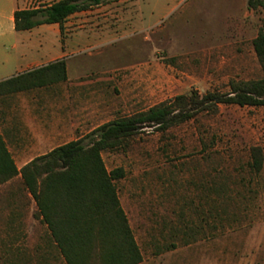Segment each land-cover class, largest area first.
Here are the masks:
<instances>
[{"label":"rangeland","instance_id":"1","mask_svg":"<svg viewBox=\"0 0 264 264\" xmlns=\"http://www.w3.org/2000/svg\"><path fill=\"white\" fill-rule=\"evenodd\" d=\"M112 1L81 19L106 17L117 5ZM148 1L130 0L122 5L125 14L116 12L125 21L108 16L96 36L82 38L86 46L71 62L80 64V73L71 74L80 84L69 93L70 107L84 113L78 138L177 95L227 92L232 80L263 77L253 47L264 29L263 7L249 9L247 0H205L198 7V0H185L175 15L143 30ZM253 146H264V107L220 105L216 114L165 132L145 129L103 154L109 171H125L119 193L143 264H264V168L251 171ZM8 201L0 190V222ZM41 222L25 234L50 237Z\"/></svg>","mask_w":264,"mask_h":264},{"label":"trees","instance_id":"2","mask_svg":"<svg viewBox=\"0 0 264 264\" xmlns=\"http://www.w3.org/2000/svg\"><path fill=\"white\" fill-rule=\"evenodd\" d=\"M109 0H60L48 7L18 10L17 31L42 24H59L78 12ZM248 8H264V0H247ZM264 73V29L253 40ZM66 64L59 60L0 82V96L62 82ZM227 92L210 91L177 95L130 116L105 123L86 136L53 149L18 170L0 135V184L21 174L25 188L38 206L67 264H140L143 252L121 204L118 182L125 171H109L103 154L114 151L145 129L165 132L194 120L200 114H216L220 105L264 107V75L255 81H230ZM249 167L264 168V146L250 148Z\"/></svg>","mask_w":264,"mask_h":264},{"label":"crops","instance_id":"3","mask_svg":"<svg viewBox=\"0 0 264 264\" xmlns=\"http://www.w3.org/2000/svg\"><path fill=\"white\" fill-rule=\"evenodd\" d=\"M47 1V4L38 7L45 8L60 0ZM113 1L117 5L110 7L106 17L81 19L82 14L92 9H95L92 13H96L100 7H107L109 2L69 16L63 23V31L59 24H42L30 30L17 31L15 13L29 9L26 6L28 0H0V82L59 60L65 61L67 71V78L62 82L0 96V135L18 170L53 149L82 138L77 137V132L81 129L84 113L69 104V93L74 89L71 86L80 84V77L74 79L71 74L73 70L80 73L81 67L71 62L86 46L82 38L91 33L96 36L99 32V22L109 20L108 16L112 18L111 22L125 21L116 12L125 14L122 5L130 0ZM184 1L149 0L148 6L143 7V30L175 15ZM204 1L198 0V7ZM192 9H196L195 6ZM55 90L60 91L61 96H56ZM55 116L62 118L55 120ZM14 183L18 187L13 188ZM0 190L6 192L9 199L3 206L5 219L0 222V264H67L58 247L56 251L57 245L51 235L40 238L32 230L30 235L25 234L24 230L28 232V227L37 229L41 218L36 216L37 203L25 188L21 174L3 183ZM180 264H184V261Z\"/></svg>","mask_w":264,"mask_h":264}]
</instances>
